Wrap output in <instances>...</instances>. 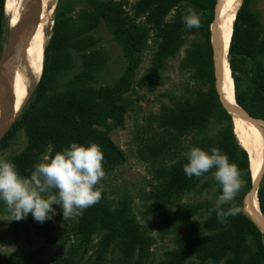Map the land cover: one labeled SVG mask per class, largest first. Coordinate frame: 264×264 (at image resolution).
<instances>
[{"label": "trees", "instance_id": "16d2710c", "mask_svg": "<svg viewBox=\"0 0 264 264\" xmlns=\"http://www.w3.org/2000/svg\"><path fill=\"white\" fill-rule=\"evenodd\" d=\"M84 1L86 8L80 9L77 20H71L60 10L59 1L56 3L53 30L40 58L33 99L0 141V146L6 144L20 128L28 139L25 149L12 157L5 169L0 168L3 191L14 192L22 178L35 175L41 184L69 185L82 195L84 201L72 226L77 242L65 246V238L51 236L50 228L36 215L9 198L2 204L3 209L14 221L27 218L37 232L42 231L57 248L65 249L57 264H88L84 255L93 234H100L101 239L89 264H108L110 260L111 264H145L151 237L132 213L131 201L128 197L116 202L107 199L87 167L97 154L104 156L107 168L123 160L122 151L108 132L123 123L130 104L123 94L131 88L150 32L157 38V46L146 74L138 80L149 89L154 88L153 79L167 58L177 53L184 36L190 34L192 39L181 66L191 71L192 96L161 105L154 116L162 129L160 143L154 140V147L149 148L155 155L172 152V148L185 152L173 162L155 168L160 181L152 198L161 207L191 190L208 186L214 187L215 195L221 199L186 203L170 215L173 225L179 226L198 217L205 231L177 238L175 264L191 255L222 264H264V228L242 209L252 185L250 155L240 143L232 117L216 89L211 25L217 0H136L131 11L125 10L124 0ZM250 1L240 0L238 4L239 7L241 3L227 57L237 104L252 118L264 121V37L259 38L258 32L250 28L257 23ZM6 18L4 0H0V48ZM101 21L121 47L126 69L113 85L95 86L91 84L94 74L107 60L104 52L95 48L96 40L91 34ZM72 51L79 53L81 68L59 90V77L74 67ZM214 124L218 125L216 133L207 134ZM190 133L193 139L188 144L176 143L179 136ZM45 146H50L51 169L43 178L35 154L43 152ZM155 155L151 154L152 159H156ZM256 196L264 216V173ZM22 197L43 209L49 208L50 204L35 195L22 193ZM33 256L17 250L0 255V264H35Z\"/></svg>", "mask_w": 264, "mask_h": 264}, {"label": "rangeland", "instance_id": "374dc122", "mask_svg": "<svg viewBox=\"0 0 264 264\" xmlns=\"http://www.w3.org/2000/svg\"><path fill=\"white\" fill-rule=\"evenodd\" d=\"M58 1L60 10L65 11V15L70 16L71 20H77L80 9L86 8L84 0H46L48 12L41 24L42 35L38 36V29L36 37L28 34L24 44L18 47L19 50L21 49L20 54L23 55L24 48L26 49L28 46L33 47V49L34 46L36 48L38 42L41 41V58L53 30L54 9ZM135 2L136 0H124L125 10L131 11ZM250 6L257 20V23L250 28L257 31L258 37L262 38L264 37V0H251ZM173 13L174 10L169 12L166 19L170 18ZM142 20L143 18L137 19V21ZM27 26L30 27L28 24ZM240 26L246 30L249 29L245 23L240 22ZM91 34L96 40L95 48L100 49L107 56L102 69L94 74V80L91 84L95 86L113 85L126 69V60L122 49L102 21L92 30ZM8 35L7 21L3 27L0 57L7 44ZM148 39V45L143 51L138 67L135 69L131 88L123 94L130 99L123 123L114 125L108 132L111 140L122 151L123 160L120 163L114 162L111 167L107 168L104 165V156L97 154L87 168L107 199H113L116 202L128 197L131 201L132 213L151 237L149 257L145 264H175L173 252L178 249L177 238L191 237L205 231L200 226L198 217L183 221L182 225L179 226L173 225L170 215L186 203H202L205 200L218 202L221 199L215 195L214 187L208 186L191 190L185 193L181 199L161 207L156 206V200L152 198V193L160 181L155 174V168L173 162L185 152L181 149L172 148V152L155 155V151H150L149 148L154 147V140L160 143V132L162 131L154 120V116L159 112L161 105L171 104L178 98L191 97L194 80L191 77L190 69L181 66L185 51L192 39V35L186 34L177 53L167 58L164 67L159 71V75L154 77V88L149 89L140 84L138 80L146 74V69L151 64L157 46V38L155 40L152 32H150ZM36 49L40 48L37 47ZM72 54L74 67L59 77V90L64 89L72 75L81 68L79 53L72 51ZM22 55H20L21 61ZM37 81L38 77L35 75L34 82L37 83ZM34 89L14 121L20 118L25 107L33 99ZM217 129L218 125L216 124L209 126L207 134L213 135ZM162 138L165 140L166 136ZM192 139L193 133H190L179 136L176 143L185 145ZM27 143V136L24 130L20 128L6 144L0 146V168L5 169L10 159L21 153ZM151 154L155 155L156 159H152ZM35 155L37 156L39 174L46 178L51 169L50 146H45L43 152ZM36 177L34 175L22 178L16 185L14 192L3 191L0 188V255H9L19 250L22 255L33 253L35 264H57L58 259L64 255L65 249L57 248L56 244L50 242L42 231L37 232L27 218L20 217L14 221L3 209L2 204L9 198L20 207L29 209L46 227L50 228L51 236L65 238V246H68L77 242V235H75L72 226L77 221V211L84 200L82 195L69 185L50 187L41 184L40 179ZM22 193L39 197L45 203L50 204L49 208L43 209L40 205L29 202L22 197ZM100 239V234L92 235V244L88 246L84 255V260H87L88 264L94 259L97 243ZM113 256L117 257L116 251L113 252ZM117 262L119 261L117 260ZM111 263L110 260L108 264ZM178 264H222V261L216 263L211 260H200L191 255L180 260Z\"/></svg>", "mask_w": 264, "mask_h": 264}, {"label": "bare ground", "instance_id": "6f19581e", "mask_svg": "<svg viewBox=\"0 0 264 264\" xmlns=\"http://www.w3.org/2000/svg\"><path fill=\"white\" fill-rule=\"evenodd\" d=\"M31 1L32 0H4V15L7 17L8 28L9 25L10 27L14 26L16 25L15 23L23 18ZM45 2L46 0H37L38 12L36 20L33 23H28L30 27L25 23L23 26L24 29L18 37L19 41L14 54L5 61L9 82V92L6 95L7 100H5V103L7 102L8 104L7 106L4 104V99L3 103L0 104V120L6 112L11 119L13 116L14 118L17 117L35 87L36 83L34 82V76L36 75L38 77L39 73L42 50L41 41L36 45V48L39 47L40 49H36L35 46L34 49L28 46V48H24L23 55L20 54L19 51L21 49L19 50L18 47L24 44V40L28 34H32L33 37H36L37 29L38 36L42 35L41 24L48 12L47 2ZM239 2L240 0H217L215 6V17L211 25V32L216 69V89L224 107L232 117L234 129L240 143L250 155L253 188L248 192L246 200L244 198L242 209L249 215V218H251L253 222L255 221L257 225L264 228V216L259 209L256 197V190L259 187L264 173V121H258L252 118L237 104L227 59L233 22L236 18L237 8L240 7L242 0L238 7ZM20 55L23 56L22 61ZM0 101H2V97H0ZM6 108H8V111ZM3 122L4 121L0 123V126Z\"/></svg>", "mask_w": 264, "mask_h": 264}, {"label": "water", "instance_id": "95a60500", "mask_svg": "<svg viewBox=\"0 0 264 264\" xmlns=\"http://www.w3.org/2000/svg\"><path fill=\"white\" fill-rule=\"evenodd\" d=\"M33 2H34V0L31 1L30 5L26 11V14L23 16V18L20 21H18L17 23H15L16 25L11 26V27L9 25L8 41H7V44L4 47L2 54H1V57H0V97H2V101H0V104L3 103V99H4V104H6V106L8 104L7 102L5 103V100H7L6 95L9 92V82H8V77H7V73H6L5 61H6V59H9L14 54L16 46H17L18 41H19L18 37L22 33V30L24 29L23 26L25 25V23H27V24L31 23V22L33 23L37 18V12H38L37 11V9H38L37 0H35L34 3ZM219 99L221 101L220 97H219ZM221 103H222V101H221ZM6 110L8 111V108H6ZM2 121H4V122L0 126V141H1L2 137L5 135V133L8 131V129L10 128V126L12 125V123L14 121V116L11 119L7 115V112H6L3 115V117L1 118L0 123H2ZM252 188H253V181H252V185H251V189ZM256 192H257V190H256Z\"/></svg>", "mask_w": 264, "mask_h": 264}]
</instances>
